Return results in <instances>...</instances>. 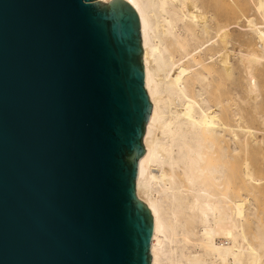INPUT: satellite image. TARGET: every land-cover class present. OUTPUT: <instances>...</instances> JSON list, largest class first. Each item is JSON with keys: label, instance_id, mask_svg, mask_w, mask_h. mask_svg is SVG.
Instances as JSON below:
<instances>
[{"label": "water", "instance_id": "obj_1", "mask_svg": "<svg viewBox=\"0 0 264 264\" xmlns=\"http://www.w3.org/2000/svg\"><path fill=\"white\" fill-rule=\"evenodd\" d=\"M142 55L126 0H0V264H151Z\"/></svg>", "mask_w": 264, "mask_h": 264}, {"label": "bare ground", "instance_id": "obj_2", "mask_svg": "<svg viewBox=\"0 0 264 264\" xmlns=\"http://www.w3.org/2000/svg\"><path fill=\"white\" fill-rule=\"evenodd\" d=\"M126 1L152 103L151 264H264V0Z\"/></svg>", "mask_w": 264, "mask_h": 264}, {"label": "rangeland", "instance_id": "obj_3", "mask_svg": "<svg viewBox=\"0 0 264 264\" xmlns=\"http://www.w3.org/2000/svg\"><path fill=\"white\" fill-rule=\"evenodd\" d=\"M238 75H239V73H238ZM240 79H242V76L240 75ZM256 172H258V169H257V171ZM261 171H259V173H257V175L259 176V177H261V178H264V172H261ZM264 188V187H263ZM261 190H263V189H261ZM240 193H242V191H240ZM260 199H262L261 201L259 200L258 201V204H259V206H260V208L262 209V210H264V195L263 194H261V197H259ZM260 202H261V205H262V207H261V205H260Z\"/></svg>", "mask_w": 264, "mask_h": 264}]
</instances>
